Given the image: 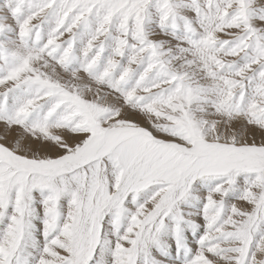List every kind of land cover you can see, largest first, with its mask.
<instances>
[{
    "label": "snow or ice",
    "instance_id": "1",
    "mask_svg": "<svg viewBox=\"0 0 264 264\" xmlns=\"http://www.w3.org/2000/svg\"><path fill=\"white\" fill-rule=\"evenodd\" d=\"M0 264H264V0H0Z\"/></svg>",
    "mask_w": 264,
    "mask_h": 264
},
{
    "label": "rangeland",
    "instance_id": "2",
    "mask_svg": "<svg viewBox=\"0 0 264 264\" xmlns=\"http://www.w3.org/2000/svg\"><path fill=\"white\" fill-rule=\"evenodd\" d=\"M257 138L259 139V135L257 134Z\"/></svg>",
    "mask_w": 264,
    "mask_h": 264
}]
</instances>
